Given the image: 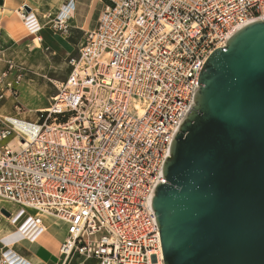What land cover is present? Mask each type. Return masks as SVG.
<instances>
[{"label":"built area","instance_id":"1","mask_svg":"<svg viewBox=\"0 0 264 264\" xmlns=\"http://www.w3.org/2000/svg\"><path fill=\"white\" fill-rule=\"evenodd\" d=\"M98 1L96 25L38 120L0 114V210L29 242L43 217L64 224L59 264H164L151 200L170 145L209 55L264 19V0ZM76 2L62 0L53 31L69 34ZM18 14L40 44L36 14ZM17 261L6 251L0 264Z\"/></svg>","mask_w":264,"mask_h":264},{"label":"water","instance_id":"2","mask_svg":"<svg viewBox=\"0 0 264 264\" xmlns=\"http://www.w3.org/2000/svg\"><path fill=\"white\" fill-rule=\"evenodd\" d=\"M196 85L151 200L163 263L264 264V19L213 51Z\"/></svg>","mask_w":264,"mask_h":264},{"label":"rangeland","instance_id":"3","mask_svg":"<svg viewBox=\"0 0 264 264\" xmlns=\"http://www.w3.org/2000/svg\"><path fill=\"white\" fill-rule=\"evenodd\" d=\"M30 1L43 26L40 31L42 43L38 47L34 44L33 36L24 28L16 33L10 30L12 36L17 34L12 37L7 33L4 24L0 25V93L5 94L0 114L34 123L39 118V112L49 106L57 86L64 82L71 72L70 62L76 57L83 43L84 33L94 28V21L101 12V4L98 0H79V10L71 21V31L67 35H61L52 30L51 17L57 13L62 0ZM15 2L18 8L23 5L22 0ZM11 21L22 26L18 15H14ZM9 140L4 141L2 145ZM52 226L50 235L52 239H57L56 234L61 226L57 223ZM90 263L78 259L70 264Z\"/></svg>","mask_w":264,"mask_h":264},{"label":"crops","instance_id":"4","mask_svg":"<svg viewBox=\"0 0 264 264\" xmlns=\"http://www.w3.org/2000/svg\"><path fill=\"white\" fill-rule=\"evenodd\" d=\"M11 1L14 3V6L17 7L15 0H11ZM22 1H23V5H21L20 7H24V5L25 6L31 5L29 9L31 8L30 10L34 12L33 10L34 7L30 0H22ZM4 3L5 0H3L2 6H4ZM78 10H79V0H77L76 2L75 13L68 20L70 31L71 28L73 27L71 21L74 15H76V13L78 12ZM97 19L94 21L93 27L96 25ZM7 21L9 22L7 23ZM10 21L11 19L7 17L6 10L3 11L0 10V25L1 23L4 24L7 33L12 36L10 32L9 24L13 21L11 22ZM14 24L20 26L18 22L14 21ZM15 36H17V34H13L12 37ZM0 105H1L0 108H2L3 104ZM16 209L17 208L15 207H9V210L11 212L16 211ZM53 223H57L61 226L60 231L56 234L57 239H52L50 235V232L53 230V226H52ZM42 224L45 228L43 234H41L33 242H29L23 239V237H21V235L17 232V229L9 223V220L7 218H5L4 216L3 217L0 216V260L2 254L7 251L13 254L14 257H17L23 264L24 263L25 264H59L60 259L58 255V250L64 239L66 226L49 217H43Z\"/></svg>","mask_w":264,"mask_h":264},{"label":"bare ground","instance_id":"5","mask_svg":"<svg viewBox=\"0 0 264 264\" xmlns=\"http://www.w3.org/2000/svg\"><path fill=\"white\" fill-rule=\"evenodd\" d=\"M29 7H31V5H28ZM6 10V13H7V17H9L10 19L11 18H13L14 17V15H18L19 16V14H18V7H15L14 6V3L11 1V0H5V3H4V6H1L0 7V10L1 11H3V10ZM4 18V17H3ZM20 18V17H19ZM21 20V19H20ZM9 21H7V23H8ZM11 22V21H10ZM9 27H10V30L13 32V33H16V32H20V30H23V25L21 26H19V25H16V24H14V22H11L10 24H9ZM25 29V28H24ZM26 31V30H25ZM35 41V40H34ZM34 44H36L35 46L36 47H38L39 46V44L35 41V43ZM99 61L101 62V63H103V64H106L107 63V61H108V58H107V56L106 55H101L100 57H99ZM11 121H14V122H16V119H12ZM15 259L16 260H18L17 262H18V264H23L17 257H15ZM25 264V263H24Z\"/></svg>","mask_w":264,"mask_h":264},{"label":"trees","instance_id":"6","mask_svg":"<svg viewBox=\"0 0 264 264\" xmlns=\"http://www.w3.org/2000/svg\"><path fill=\"white\" fill-rule=\"evenodd\" d=\"M89 262H91L90 264H95L93 261H89Z\"/></svg>","mask_w":264,"mask_h":264}]
</instances>
